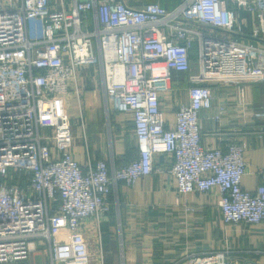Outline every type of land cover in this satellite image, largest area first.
<instances>
[{
	"label": "built area",
	"instance_id": "obj_1",
	"mask_svg": "<svg viewBox=\"0 0 264 264\" xmlns=\"http://www.w3.org/2000/svg\"><path fill=\"white\" fill-rule=\"evenodd\" d=\"M179 1L0 0V264H33L39 245L52 264H103L88 225L99 235L112 188L152 173L160 154L179 194L217 189L222 221L264 231V159L255 189L242 185L244 134L263 137L264 126L229 130L221 149L202 143L199 116L213 104L210 80L264 82V0ZM88 65L99 68L107 114L133 122L137 154L121 166L89 158L84 168L74 157L73 112L86 140L79 69ZM174 70H188L189 84L169 121L160 96ZM228 253H193L187 264H235Z\"/></svg>",
	"mask_w": 264,
	"mask_h": 264
},
{
	"label": "crops",
	"instance_id": "obj_2",
	"mask_svg": "<svg viewBox=\"0 0 264 264\" xmlns=\"http://www.w3.org/2000/svg\"><path fill=\"white\" fill-rule=\"evenodd\" d=\"M66 1L71 3L75 0ZM127 1L140 6L150 2ZM152 1L167 7L179 2ZM86 67L79 69L84 89L82 106L86 140L80 125L71 116L76 124L72 148L74 157L84 168L89 158L92 161L105 159L110 167L121 166L137 154L133 122L128 114L120 111L110 110L107 114L99 68L95 66L99 73L95 68L89 77V73L83 72ZM174 79H179L180 87L172 85ZM188 84V70L173 71L170 90L160 96V104L169 121L173 119L175 107L187 101ZM209 84L213 90L212 107L199 111L204 145L225 149L227 139L235 135L229 130L250 131L258 125L264 126V114L255 115L256 112H264V82L219 83L210 80ZM220 106L225 110L215 119L213 114ZM244 136L246 148L243 153L248 172L242 178V185L254 190L257 182L253 172L264 159V136L253 132ZM169 166L168 156L160 154L155 158L152 173L139 176L133 185L121 181L112 188L109 210L99 224V235L93 225L87 227L90 251L97 253L100 240L103 264H187L189 255L193 253L227 247L235 264L243 261L264 264L262 224H228L222 221L217 189L207 193L190 191L179 194L175 188L176 180L168 172ZM31 261L33 264H52L44 245H39L38 250L31 254Z\"/></svg>",
	"mask_w": 264,
	"mask_h": 264
},
{
	"label": "rangeland",
	"instance_id": "obj_3",
	"mask_svg": "<svg viewBox=\"0 0 264 264\" xmlns=\"http://www.w3.org/2000/svg\"><path fill=\"white\" fill-rule=\"evenodd\" d=\"M190 52H191V60H190V67H191V69H192V72H197L198 71V69H197V67H198V65H197V52H196V46L195 45H193V47L191 48V50H190ZM95 68H97V67H95V66H91V65H88L87 67H86V70H84L83 72H87V73H89L90 74V76L89 77H91L92 75H93V73H94V71H95ZM94 69V70H93ZM97 71H98V68H97ZM98 73H99V71H98ZM179 79H174L173 80V82H172V85L176 88V87H180L179 86ZM74 101H73V99H72V103H73ZM73 111H74V109H73ZM75 112H73V117H74V119H75ZM75 123H74V128H75ZM106 261H107V263H108V259L106 258Z\"/></svg>",
	"mask_w": 264,
	"mask_h": 264
},
{
	"label": "trees",
	"instance_id": "obj_4",
	"mask_svg": "<svg viewBox=\"0 0 264 264\" xmlns=\"http://www.w3.org/2000/svg\"><path fill=\"white\" fill-rule=\"evenodd\" d=\"M126 2H128L127 0H125ZM179 1V0H178ZM180 2V1H179ZM178 2V3H179ZM129 3V2H128ZM130 4V3H129ZM131 6H136V7H139L140 5H135V4H130ZM163 5V4H162ZM174 5V4H173ZM173 5H171V6H173ZM164 7H166V8H168V7H171V6H166V5H163ZM175 6V5H174ZM123 215V210L121 209V216Z\"/></svg>",
	"mask_w": 264,
	"mask_h": 264
},
{
	"label": "water",
	"instance_id": "obj_5",
	"mask_svg": "<svg viewBox=\"0 0 264 264\" xmlns=\"http://www.w3.org/2000/svg\"><path fill=\"white\" fill-rule=\"evenodd\" d=\"M79 1H82V0H79ZM243 264H247V263H243Z\"/></svg>",
	"mask_w": 264,
	"mask_h": 264
}]
</instances>
